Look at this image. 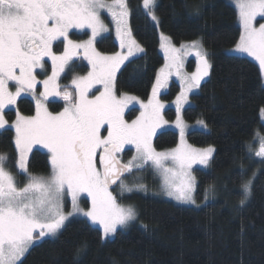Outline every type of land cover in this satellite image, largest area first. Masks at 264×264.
<instances>
[{
  "label": "snow or ice",
  "instance_id": "snow-or-ice-1",
  "mask_svg": "<svg viewBox=\"0 0 264 264\" xmlns=\"http://www.w3.org/2000/svg\"><path fill=\"white\" fill-rule=\"evenodd\" d=\"M235 6L242 32L234 51L252 57L264 74V22L258 21V17L264 19V0H235ZM193 7L199 11V5ZM143 8L159 23L155 0H143ZM102 12L108 13L115 23L122 50L112 55L102 54L95 47L97 37L109 30ZM130 15L127 0H0V129H14L18 153L14 160L0 153V264H23L22 258L34 245L45 238L58 237L66 221L77 215L98 224L102 239L113 236L118 227L126 228L138 213L135 206L118 202L112 186L118 187L120 197L146 191L147 186L137 183L139 177L133 173L149 162L163 175L162 191L167 196L196 204L197 183L192 165L207 166L214 149L195 150L186 145V126L179 113L188 93L209 76V54L201 39L175 47L169 37L162 36L166 62L156 76L151 98L147 103L140 102V115L128 122L125 109L137 97L117 95L116 73L130 57L144 51L132 36ZM73 29H90L91 35L76 42L70 36ZM56 43L63 45L61 55L53 51ZM80 49L91 70L86 76L71 80V91L66 90L69 86L62 90L57 80ZM193 54L198 64L196 71L189 74L183 71L184 57ZM45 58L51 60L52 74L38 81L36 70H44ZM172 75L181 82L175 101L180 144L170 151L158 152L152 139L157 128L167 123L161 114L165 105L158 96ZM38 83L44 89L39 95ZM96 85L103 90L96 88L92 92ZM25 92L36 101L35 114L23 115L17 110L10 124L5 119V109L15 105ZM49 97H60L65 102L63 111H49ZM261 111L264 113V109ZM198 123L207 127L202 120ZM259 140L255 155L264 157V136ZM126 145H134L136 155L123 163L119 154ZM34 146H41L50 154L51 172L47 177L29 172L28 156ZM167 161L171 167L165 166ZM126 174L132 176V184L125 182ZM244 174L241 166V175ZM19 175L25 176L23 186L17 181ZM255 178L253 173L242 183L241 206L251 197ZM211 191L214 189L209 186L205 199ZM81 194L91 198L87 210L80 207ZM66 197H70L71 204L68 212L64 210ZM87 247V242H83L76 257Z\"/></svg>",
  "mask_w": 264,
  "mask_h": 264
},
{
  "label": "trees",
  "instance_id": "trees-1",
  "mask_svg": "<svg viewBox=\"0 0 264 264\" xmlns=\"http://www.w3.org/2000/svg\"><path fill=\"white\" fill-rule=\"evenodd\" d=\"M142 0H128L130 27L134 39L144 49L129 60L116 76V91L147 98L158 69L164 63L157 27L142 9ZM194 5H199L197 12ZM155 13L159 27L175 44L201 39L208 50L212 68L209 77L191 96L185 108L187 121L202 119L207 130H192L188 140L196 146L215 148L208 169L196 168V195L201 198L209 185L219 189L215 200L200 207L176 204L157 195L137 196L138 220L127 229H119L113 238L102 239L99 227L86 218L66 223L58 237L45 238L34 245L23 264H264V160L254 180L251 197L241 206L242 183L258 167L249 153L255 147V133H264L260 113L264 109V82L259 66L249 58L229 54L241 35L236 8L227 0H157ZM73 36L74 33H72ZM57 43L55 49L61 50ZM97 47L113 52L117 44L112 34L104 36ZM194 66V60L188 68ZM82 58L73 60L63 83L76 73H85ZM179 89L172 81L165 97ZM35 101L22 97L17 110L24 115L35 112ZM47 107L58 112L64 102L55 98ZM8 119L15 110L5 112ZM131 110L129 115H133ZM173 117V113H168ZM173 130L159 131L154 138L157 150L177 144ZM0 153L18 158L13 130L0 131ZM241 166L245 170L241 175ZM29 172L50 171L49 156L38 149L31 152ZM88 247L76 257L77 248Z\"/></svg>",
  "mask_w": 264,
  "mask_h": 264
},
{
  "label": "rangeland",
  "instance_id": "rangeland-1",
  "mask_svg": "<svg viewBox=\"0 0 264 264\" xmlns=\"http://www.w3.org/2000/svg\"><path fill=\"white\" fill-rule=\"evenodd\" d=\"M230 4H232L235 8V0H227ZM128 2V0H127ZM156 2L157 0H155V5H156ZM141 6H142V9L147 12L146 9L143 8V0L141 1ZM237 10V13H238V9L236 8ZM156 14V13H155ZM102 15V18L104 20V23L108 26V31L107 32H104L102 33L100 36L97 37V41H96V50L101 52L102 54H105V55H112V54H115L116 52H119V51H122L121 48H120V42H119V39L117 38V35H116V26H115V23L111 20V17L108 13L106 12H102L101 13ZM149 16V15H148ZM157 16V15H156ZM158 17V16H157ZM151 22L157 27L158 29V32H159V39H160V51H161V54L163 55L164 57V63L161 65V67L158 69V72L157 74L159 73V70L164 66L166 60H165V53H164V49L162 48V44L164 43L163 39H162V36H167L169 37V35L165 34L164 32H162L160 30V27H159V23H157L156 21H153L151 19V17L149 16ZM159 20V18H158ZM238 20H239V16H238ZM258 21L259 22H264V19L262 18H259L258 17ZM129 26H130V17H129ZM239 25H240V22H239ZM241 27V32H242V26L240 25ZM131 28V27H130ZM72 33H74L75 36L72 35ZM112 34L113 37H114V40L117 44V49L113 52H103V51H100L99 48L97 47V44L98 42L101 40L102 37L104 36H108ZM91 35V32H90V29H73L70 33V36L73 40H75L76 42H81L83 40H87ZM133 36V35H132ZM134 38V37H133ZM170 38V37H169ZM196 40V39H195ZM170 41L171 43L175 46V47H180V45L182 43H187V42H190V41H185V42H182L180 44H175L171 38H170ZM193 41V40H191ZM239 42V40H238ZM237 42V43H238ZM138 43V42H137ZM236 43V44H237ZM57 44V43H56ZM53 46V51L57 54V55H61L63 53V45L61 47V50H57L55 49V45ZM139 44V43H138ZM235 44V45H236ZM140 45V44H139ZM235 45L228 48L226 50L227 53L229 54H235V55H239V56H244L246 58H249L250 60L254 61L258 66V62L255 61L252 57H249L247 56V54H242V53H237L234 51L235 49ZM141 46V45H140ZM205 48V47H204ZM206 49V48H205ZM206 51L208 52V50L206 49ZM143 52H138L136 53L135 57L139 56L140 54H142ZM209 54V52H208ZM135 57H130L129 60L135 58ZM77 58H82L83 61L86 62V64L88 65V70L85 72V73H76V74H73L72 76H70V78L67 79V81L65 83H63V78L64 76L67 74V70H68V66H66V69H65V72L61 73L58 80H57V83L60 85V88L63 90L65 88V86H69L66 90H69L71 91L72 90V87H71V80L73 78H75L76 76H86L87 73L91 70V65L88 63V61L86 59H84V53H83V49H80V50H77V55L73 58V60L77 59ZM47 60V63L45 64V68L44 70H41V69H37L36 70V75H37V80L38 81H42L44 79H46L48 76H50L52 74V65H51V60L49 58H45ZM193 59L194 60V66L193 68L189 69L188 68V63L189 61ZM72 60V61H73ZM209 60H210V56H209ZM70 61L69 64L72 62ZM128 61H125V63L123 65H121L120 69L127 63ZM211 63V61H210ZM197 64H198V60L197 58L195 57V55H189V56H186L184 57V68H183V71L184 72H187L189 74L193 73L196 71V67H197ZM119 69V70H120ZM119 70L117 71L116 73V76L119 72ZM211 70V69H210ZM262 74V73H261ZM210 75V73H209ZM209 77V76H208ZM208 77H205L203 81H205ZM262 77H263V82H264V74H262ZM155 81H156V78H155ZM172 81H175L178 83L179 85V89L178 91L176 92L175 95H173L172 97L168 98V97H165V95H167L168 93V89H169V85ZM201 81V83L203 82ZM116 82V80H115ZM155 85V82L153 83V86ZM153 86H152V89H153ZM96 88H100L101 90L102 89V86L101 85H96L93 89H92V92H95ZM152 89H151V92L149 93V96L147 98H142L140 96H137L135 94H132V93H127L129 95H132V96H135L137 97V101H134L132 104L129 105V107L127 109H125V119L128 121V122H131L133 119H135L137 116L140 115V102H143V103H147L148 100L151 98L152 96ZM200 87L199 88H195L193 89L191 92L188 93V99H187V102L183 103L182 104V107L180 109V116L182 117L183 121H184V124H185V133H184V140L186 142V145L190 146L191 149H195V150H204V149H207L209 147H212L215 151V148L214 146L212 145H208V146H196L192 143L189 142L188 140V133L192 130H196V129H199V130H207V127L205 128L203 125L199 124L198 121H201L202 119H197L195 121H187L185 118H184V110L186 107L190 106L192 104V99H191V96L195 93H197L199 91ZM10 90L11 91H15V87L14 86H10ZM44 89H43V84L42 83H38L37 84V95H39L40 92H42ZM181 92V82L179 80V78L176 76V75H172L169 80H168V83H167V86L163 89L160 90V93H159V96H158V99H160V101L165 105V107L161 110V114L164 118L165 121H167V123H164L162 124L159 128H157L156 130V134L159 132V131H162V130H173L177 133L178 135V141H177V144L171 148H167V149H163V150H157L155 147H154V138L156 136V134L154 135L153 139H152V143H153V147L156 149V151L158 152H167V151H170L171 149H174L176 148L179 144H180V130L179 128L176 127V117H177V110H176V104H175V101H176V97L179 96ZM96 94L98 95L99 93L96 92ZM122 93H118L117 92V95H120ZM90 96H91V93H90ZM22 97H28V98H32L34 101L35 99L33 98V96L30 94V93H22V95L17 99V102L20 98ZM56 97H49L48 98V101H52L54 100ZM59 101H62L64 102L60 97H57ZM36 103V101H35ZM64 107H65V102H64ZM63 107V108H64ZM63 108L60 110V111H63ZM134 109L135 110V113L133 115H129V113L131 112V110ZM8 110H15V112L17 111V103L13 106H10L9 108L5 109V112L8 111ZM49 110V109H48ZM51 111V110H49ZM58 111V112H60ZM53 112V111H51ZM169 112H172L173 113V117L170 118L168 113ZM21 113V112H20ZM54 114L57 113V112H53ZM5 114V119L9 121V123L11 124V122H13L16 118V116L10 120L7 118L6 116V113ZM22 114V113H21ZM35 114V112H34ZM32 114V115H34ZM24 115V114H23ZM260 118H261V122L264 124V113H260ZM203 121V120H202ZM205 123V122H204ZM206 124V123H205ZM3 129H0V131H2ZM13 132H14V137H15V131L14 129H12ZM261 136H264V133H260L259 131H257L255 133V147H252L251 144V151H249V153L252 155V158L256 161H260L257 168H255V170L251 173V176L253 173H256V176L258 175L259 171H260V168H259V165L263 164L261 161L264 160V157H257L255 155V152L259 150V147H260V140H259V137ZM35 149H38V150H41L43 152H45L48 156H49V160H50V154L48 153L47 149H44L43 147L41 146H34L33 150ZM32 150V151H33ZM30 154L29 153V156H28V160H29V157H30ZM214 152L212 153V156H213ZM120 155V158H121V161L123 163H127L134 155H136V150H135V146L134 145H126L125 146V149L122 153L119 154ZM212 156L210 158V161L212 159ZM210 161H209V164L207 166H204V165H200V164H193L192 165V169H191V172H192V175L196 178V183H197V177L195 175V169L196 168H199V169H208L209 166H210ZM165 166L167 167H171L172 164L170 161H167L165 162ZM13 171V174H15L16 170L13 168L12 169ZM50 172H51V169L49 172L47 173H44V174H38V175H43L45 177L49 176L50 175ZM37 175V174H36ZM133 175L139 177V179L136 181L137 183H143L147 186V190L146 191H134L133 193L131 194H128V193H125V195L123 197H120L118 195L119 193V189L117 186H115L112 190L114 192V195H117V198H118V202L119 203H122L124 205H133L135 206L136 210H137V213H138V216H137V219H135L134 221L130 222L129 225L126 227V228H120L118 227L117 230L119 229H127L133 222H135L136 220H138V217H139V210L136 206V203H135V198L137 196H146V195H157V196H161L165 199H168L176 204H180V205H186V206H191V207H200V206H203L204 204L208 203V202H211L213 200H215L218 196V193H219V189L215 186V185H209L211 186L214 191H211V192H208L207 193V199H205V195H206V190L209 189V186L204 190L201 198H198L197 195H196V192H195V199H196V204H191V203H185V202H180V201H177L175 200L174 198L172 197H169L167 196L163 191H162V185H163V175L161 174L160 171H158L155 166H153L151 164V162H149L147 165H145L144 169L142 170H134V173ZM250 176V177H251ZM249 177V178H250ZM17 181L18 183L20 184V186H23V184L26 182L25 181V176L24 175H19L17 176ZM125 182L128 183V184H132L133 183V179H132V176H129L128 174H126L125 176ZM80 207L84 208L85 210L89 209L91 207V198L90 197H87L86 194H81V197H80ZM65 212H68V211H71V204H70V197H66V200H65ZM74 218H84L82 216H74L72 218L69 219L72 220ZM69 221H66V223H68ZM90 222V221H89ZM66 225V224H65ZM97 227L100 228L101 232H102V228L97 224L95 225ZM103 235V233H102ZM115 235V234H114ZM113 236H110L108 238H113ZM108 238H105V239H108Z\"/></svg>",
  "mask_w": 264,
  "mask_h": 264
},
{
  "label": "flooded vegetation",
  "instance_id": "flooded-vegetation-1",
  "mask_svg": "<svg viewBox=\"0 0 264 264\" xmlns=\"http://www.w3.org/2000/svg\"><path fill=\"white\" fill-rule=\"evenodd\" d=\"M106 134V133H105ZM115 186L112 187V189L114 188Z\"/></svg>",
  "mask_w": 264,
  "mask_h": 264
},
{
  "label": "water",
  "instance_id": "water-1",
  "mask_svg": "<svg viewBox=\"0 0 264 264\" xmlns=\"http://www.w3.org/2000/svg\"><path fill=\"white\" fill-rule=\"evenodd\" d=\"M115 186V185H114ZM113 187V186H112Z\"/></svg>",
  "mask_w": 264,
  "mask_h": 264
}]
</instances>
